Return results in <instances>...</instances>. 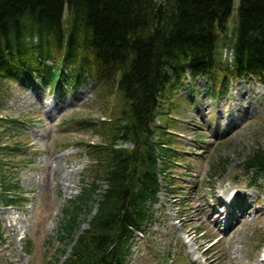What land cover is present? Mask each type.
Masks as SVG:
<instances>
[{"label": "trees", "instance_id": "16d2710c", "mask_svg": "<svg viewBox=\"0 0 264 264\" xmlns=\"http://www.w3.org/2000/svg\"><path fill=\"white\" fill-rule=\"evenodd\" d=\"M233 9V0H0V88L18 79L88 84L120 101L115 116L77 123L97 125L102 141L86 146L89 181L61 211L58 240L69 246L61 264H124L159 195H175L174 165L190 160L174 146L162 104L170 107L186 76L205 78L213 96L225 79L264 86V0H237L233 31L219 38ZM17 146L0 145V207L23 200L6 160ZM223 164L210 160L208 172L218 176ZM241 168L249 187L264 183V151L254 146ZM94 194L95 211L80 230Z\"/></svg>", "mask_w": 264, "mask_h": 264}, {"label": "rangeland", "instance_id": "374dc122", "mask_svg": "<svg viewBox=\"0 0 264 264\" xmlns=\"http://www.w3.org/2000/svg\"><path fill=\"white\" fill-rule=\"evenodd\" d=\"M236 6L233 0L234 9L219 38L233 31ZM66 16L64 11L63 19ZM221 56L230 57V52L221 50ZM48 85L22 79L1 84L0 145L18 144L19 150L6 160L14 169L12 178L23 200L21 205L0 207V264H56L65 257L68 246L58 240L61 211L89 181L92 161L86 146L102 141L95 132L97 125L81 129L77 123L105 121L119 111L117 97H104L88 84L74 89ZM211 87L203 77L186 76L174 91L177 95L170 107L162 104L171 119L174 146L190 164L182 160L174 165L175 195H159L153 222L142 237L132 240L124 264L264 261V184L257 180L249 187L250 177L241 168L254 146L264 151V86L255 79L237 77L225 79L216 96L208 92ZM155 124L160 125L158 119ZM219 159L224 161L223 170L213 176L207 164L211 160L216 165ZM97 186L104 188L101 183ZM220 194H230L241 207L231 203L218 209L215 205L214 210L221 211L218 216L211 204ZM97 200L94 194V205ZM93 211L80 218V229ZM217 219L220 222L215 225Z\"/></svg>", "mask_w": 264, "mask_h": 264}, {"label": "bare ground", "instance_id": "6f19581e", "mask_svg": "<svg viewBox=\"0 0 264 264\" xmlns=\"http://www.w3.org/2000/svg\"><path fill=\"white\" fill-rule=\"evenodd\" d=\"M245 104V103H244ZM211 105V104H210ZM238 108H243V109H246V110H248V108L247 107H243V106H237ZM231 110V109H230ZM237 110V109H236ZM237 116V115H236ZM224 117V116H223ZM228 117V116H227ZM240 118V117H239ZM222 119V118H221ZM237 120V119H236ZM234 124V123H233ZM235 126V125H234ZM224 132V131H223ZM200 208V207H199ZM202 208V207H201ZM204 211V210H203ZM202 212V211H201ZM226 213H228V211L226 212ZM202 214V213H201ZM195 218V217H194ZM227 218V217H226ZM198 219V218H197ZM218 222H220V220H216L215 221V225L218 223ZM185 225V224H184ZM227 229V228H226ZM211 234H213V233H211ZM194 242H195V244L197 243H199V240L197 239V238H195L194 239ZM207 250H209V249H207ZM206 252V253H205ZM205 252H203V253H205V254H208V252L205 250ZM207 257V256H206ZM206 257H205V259H206ZM206 260H208V257H207V259ZM217 261V260H216ZM256 264H264V261L263 262H260V261H258V262H256Z\"/></svg>", "mask_w": 264, "mask_h": 264}]
</instances>
